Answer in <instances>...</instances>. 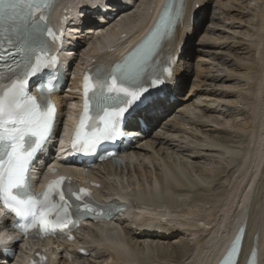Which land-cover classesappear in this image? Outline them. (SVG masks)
Segmentation results:
<instances>
[{
    "label": "bare ground",
    "instance_id": "obj_1",
    "mask_svg": "<svg viewBox=\"0 0 264 264\" xmlns=\"http://www.w3.org/2000/svg\"><path fill=\"white\" fill-rule=\"evenodd\" d=\"M157 1L159 5V0H141L139 4L137 0H107L105 4L102 0H54V13L64 7L74 10L75 15L79 5L88 10L78 12L75 19V23L83 22L81 28L73 26L74 31H86L85 36L76 37L89 46L76 69L79 71L100 57L101 39L118 42L121 34L129 35L134 28L140 31L155 23ZM172 1L176 24L160 44L159 52L164 56L174 54L180 44L182 50L164 97L149 104L144 119L150 126L156 124L158 131L153 138L148 136V131L142 140L131 144L126 151L130 155L126 158L132 159L125 168L127 172L124 168L118 171L110 162L102 165L104 171L91 172L101 178L102 192L111 196V200L125 191L156 211L148 209L149 216L143 211L135 214L126 211L125 216H119L124 234L118 227H104V223L97 233L87 231L101 238L96 243L80 240L88 254L75 255L79 264H214L240 226L244 227L240 264L252 246L256 264H264V0H256L252 6L243 4L244 0H225L220 4L221 10L235 11L236 15L225 18L229 19L228 26L220 24V16L215 17L217 22H211L206 35L199 39L197 51L207 59L200 58L195 64L196 82L192 81L185 94L193 38L210 0ZM104 7L105 14L100 12ZM223 12L217 15L222 16ZM245 13L248 17L243 22ZM94 15L105 22L101 23L102 18L95 19ZM224 20L223 24L227 21ZM93 31L101 34L88 43L87 34L92 35ZM215 31L229 35L217 34L214 38ZM239 51L243 54L235 55ZM112 57L109 63L113 62ZM201 92L205 94L202 99L191 100ZM169 96L175 99L171 101ZM70 106L71 111L73 104ZM143 110L144 107L139 112ZM174 112L181 117L170 116ZM188 125L195 130L188 131ZM179 133L189 135L190 139ZM160 156L174 160L171 164L160 160L161 166ZM236 167L241 170L242 178L229 187ZM163 208L175 212L165 213ZM163 217L168 219L159 221ZM30 242L23 245L32 247L34 242ZM74 244L63 243L59 249L70 250ZM36 245L49 248L50 241ZM59 249L49 254L51 264L65 263V258L56 260Z\"/></svg>",
    "mask_w": 264,
    "mask_h": 264
},
{
    "label": "snow or ice",
    "instance_id": "obj_2",
    "mask_svg": "<svg viewBox=\"0 0 264 264\" xmlns=\"http://www.w3.org/2000/svg\"><path fill=\"white\" fill-rule=\"evenodd\" d=\"M53 2L0 0V202L24 221L14 227L25 234L32 229L38 230L37 234L64 232L75 223V214H96L91 204L83 203L90 193L84 188L74 190L68 177L50 181L40 192H32L30 186L29 168L56 122L57 110L46 95L51 84H37L39 99L27 94L30 78L47 66L41 38L55 40L54 33L41 26ZM176 18L171 0H166L160 23L148 38L153 48L171 31ZM143 48L144 44L140 45L106 74L96 67L93 75H85L83 109L71 141L74 150L87 153L101 141L114 138L121 124L133 119L138 124L147 118L149 104L154 102L145 100L147 89L140 83L149 67L148 57L141 54ZM17 57H21L19 62ZM5 70L11 74L8 82ZM141 104L144 110L137 116ZM68 197L77 203H70Z\"/></svg>",
    "mask_w": 264,
    "mask_h": 264
},
{
    "label": "rangeland",
    "instance_id": "obj_3",
    "mask_svg": "<svg viewBox=\"0 0 264 264\" xmlns=\"http://www.w3.org/2000/svg\"><path fill=\"white\" fill-rule=\"evenodd\" d=\"M141 0H137V2H138V4H139V2H140ZM226 1H228V2H233L234 0H226ZM245 2H243V4H250L251 6L256 2V0H244ZM221 3H225V0H210L209 1V6H208V9H207V12H206V15H205V17L202 19V22H201V26H200V28H199V31L197 32V34L194 36V38H193V40H194V42H195V44H194V49H193V57H192V59L190 60V62H191V69H190V72H189V74H188V77H187V84H186V89L184 88V94L188 91V89L190 88V85L192 84V81L194 80V78H195V64L197 63V62H199V59L201 58V59H207V57H206V55L203 53H200L199 51H197V46H198V43H199V39L201 38V36L202 35H206V30H207V27L210 25H212L211 24V22H213V23H216L217 22V20L215 19V17H218V16H220L221 18L220 19H218L221 23V25H224V26H228V24H229V19H225L228 15L230 16V15H236V13H235V11H232V12H230V13H228L227 11H224L225 9H223V10H221L219 7H220V4ZM233 4V3H232ZM234 5V4H233ZM235 6V8H237L236 7V5H234ZM247 10V9H246ZM246 10H245V12H246ZM224 11V12H223ZM221 12H223L222 14V16L221 15H217V14H221ZM227 15H226V14ZM216 15V16H215ZM248 17V15L245 13V16L244 17H242L241 19L243 20V22H245V20L247 19V17ZM225 19V20H224ZM226 21L224 24H223V22L222 21ZM224 26H220V28L222 29ZM230 28V27H229ZM224 30H229V31H232L231 29H228V28H226V27H224ZM239 30V29H238ZM240 31H243V29H240ZM264 32V31H263ZM82 32H79L78 31V34L76 35V36H85L86 34H85V31L81 34ZM219 35L220 37H222V36H225V35H229V33H227V32H222L221 34L219 33V32H217V31H215V33H214V35H212L214 38H216V35ZM209 36V35H208ZM89 37H90V39L88 40V43H89V41H93V39L95 38V36H90L89 35ZM79 38V37H78ZM263 38H264V33H263ZM79 41V40H78ZM200 46V45H199ZM88 44H87V42L86 41H84L82 44L80 43V46L77 48V52H76V55H75V61H76V63H75V65L76 64H80V62H82V56H83V52H85L87 49H88ZM199 48V47H198ZM80 49V50H79ZM224 52V51H223ZM240 53V54H239ZM243 54V52H241V51H239L238 53L236 52L235 53V55H238V56H241ZM81 56V57H80ZM199 56V57H198ZM74 65V66H75ZM202 67H204L205 68V65L203 64L202 65ZM195 82H196V80H194ZM208 81H206V83H207ZM204 88L206 87L205 85H202ZM201 86V87H202ZM202 87V88H203ZM208 87V86H207ZM67 88V87H66ZM209 88V87H208ZM65 93L66 94H68V95H70V96H74V92L72 91V90H70V89H66L65 90ZM198 94H200V93H198ZM198 94H196V96L195 97H192L191 98V100H195V101H199L200 99H202L203 97H204V93L203 92H201V95H199V96H197ZM202 97V98H201ZM208 97L210 98V97H212V96H210V95H208ZM196 98V99H195ZM198 98H200V99H198ZM193 108V107H192ZM177 112H178V110H177ZM179 113V112H178ZM178 113H172L170 116H172L173 115V117L174 116H176L177 118H180L181 117V114H178ZM174 114H176V115H174ZM239 117V116H238ZM212 117H210L209 119H211ZM165 119H167V118H165ZM165 119L163 120V121H165ZM162 124V123H161ZM165 125V124H164ZM159 126H160V124H159ZM188 126H190V127H188L190 130H188V131H192V130H195V127L194 126H192V125H188ZM163 127V126H162ZM159 128V127H158ZM158 128L157 127H154L153 129H151L150 130V134H148V136L150 137V138H153L154 136H155V134L157 133V131H158ZM180 135H183V134H181V133H179ZM183 136H186V135H183ZM186 138H188V139H190V136L189 135H187L186 136ZM262 142H264V141H262ZM259 146V145H258ZM148 150V149H147ZM257 150V148H255L254 149V151H256ZM148 151H150V150H148ZM174 156V155H173ZM175 157V156H174ZM255 158H257L256 156H254ZM160 160H162L161 162L163 163V161H165V162H168V163H172L173 162V160H174V158L173 157H163V156H160V158H159V163H160ZM176 161V160H175ZM170 163V164H171ZM174 164H177V163H175L174 162ZM160 165H161V163H160ZM173 165V164H172ZM125 166V165H124ZM124 166H121L120 168H122V167H124ZM162 166V165H161ZM103 167H105V166H103ZM236 168H238V167H236ZM236 168H234L235 170L233 171V174H232V178L230 179V181H229V183H228V186L230 187L231 186V184L233 185L235 182H238V181H240L241 180V178H242V172H241V170L239 171L238 169H236ZM100 169H102V166H101V168ZM180 171H181V169H179ZM182 172V171H181ZM258 176H259V174H258ZM258 176H257V179H258ZM256 180V179H255ZM256 182V181H255ZM252 187V186H251ZM250 190H251V188H250ZM256 191V190H255ZM210 210L212 211V208H210ZM209 210V211H210ZM193 215H195V214H193ZM187 216H189V215H187ZM102 225H104L103 223H101V222H98V223H96V224H92V225H89L90 227H88V229H83V228H81L80 230H79V232H78V236L79 237H83L84 235L85 236H88V233H87V231H92V228H94V229H98V228H100ZM114 228H116V226H113ZM119 228V227H118ZM120 229V228H119ZM118 229V230H119ZM120 231H121V229H120ZM122 232V231H121ZM90 236V235H89ZM90 241L92 242V243H96L97 241H95V240H92V239H90ZM62 249V252L60 253V256H62L61 258H59V257H57V260L59 261V260H63L64 258H65V263L64 264H79L78 262H77V260H76V258L73 256V254L71 253V251L70 250H66V248L65 247H62L61 248ZM106 255V254H105ZM95 259V258H94ZM93 259V260H94ZM93 260H91V261H93Z\"/></svg>",
    "mask_w": 264,
    "mask_h": 264
}]
</instances>
